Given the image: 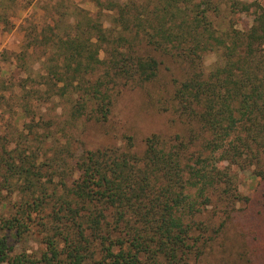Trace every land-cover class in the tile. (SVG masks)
<instances>
[{"label": "trees", "instance_id": "trees-1", "mask_svg": "<svg viewBox=\"0 0 264 264\" xmlns=\"http://www.w3.org/2000/svg\"><path fill=\"white\" fill-rule=\"evenodd\" d=\"M96 4L97 15H59L27 32L19 94L0 77L9 114L0 127V194L10 197L0 200V264H191L224 225L203 218L209 208L227 212L248 198L229 165L264 177V6L237 28L224 0ZM104 10L114 12L109 27ZM165 57L186 68L168 98L185 131L149 135L141 154L128 136L123 146L76 155L69 128L83 118L107 122L115 95L154 82ZM57 97L71 105L56 130L59 115L46 121L42 105ZM33 234L45 248L15 250Z\"/></svg>", "mask_w": 264, "mask_h": 264}, {"label": "rangeland", "instance_id": "rangeland-1", "mask_svg": "<svg viewBox=\"0 0 264 264\" xmlns=\"http://www.w3.org/2000/svg\"><path fill=\"white\" fill-rule=\"evenodd\" d=\"M227 8L224 15H235L233 18L237 28H247L253 23L254 11L258 4L264 6V0H224ZM246 4L249 9L241 10L239 4ZM64 3L63 6L60 4ZM80 10H83L81 12ZM89 12L97 15L99 8L96 0H0V77L11 87L8 94H19L20 83L27 77L24 70L18 66L17 55L23 49L27 32L41 31L43 27L59 15H76ZM114 12L104 10L106 26H111ZM1 17L6 18L1 19ZM68 21H73L69 16ZM39 54V53H38ZM30 57L31 62H38V55ZM216 53H208L205 65L210 70L217 61ZM158 78L144 86L129 87L115 95L112 114L107 122L98 123L80 119L69 133L75 139L77 146L76 155L83 149H96L105 146H123L128 136H133L135 141L134 151L143 153L145 139L153 134L160 133L171 137L183 133L186 125L170 109L168 98L173 91V78H182L186 68L170 57H165ZM37 63L35 67H39ZM183 66V67H182ZM29 87L36 86L37 80L27 79ZM32 84V85H31ZM0 88L3 84L0 83ZM6 92V90H0ZM51 103H43V116L46 121L54 114L59 115L58 125L52 128L60 129L69 118L70 103L60 98H55ZM168 105V109L165 108ZM9 118V114L0 108V127ZM19 125L22 128L23 119ZM187 131V130H186ZM186 133V132H185ZM71 160L74 161L73 158ZM231 170L238 174V186L241 193L248 198L232 204L227 209L215 210L209 208L203 218L213 216L217 227L221 226L219 237L212 242L211 250L200 259L193 256L191 264H264V177L256 175L253 169H241L238 165L230 164ZM10 199L6 192L0 194V200ZM230 215H229V214ZM220 227V228H221ZM15 250L28 249L30 252L45 248L43 243L32 235L29 241H15Z\"/></svg>", "mask_w": 264, "mask_h": 264}]
</instances>
